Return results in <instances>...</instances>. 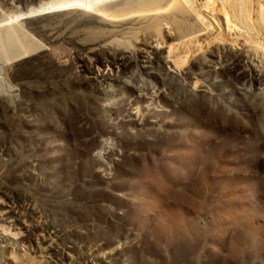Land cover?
Wrapping results in <instances>:
<instances>
[{
  "label": "rangeland",
  "instance_id": "374dc122",
  "mask_svg": "<svg viewBox=\"0 0 264 264\" xmlns=\"http://www.w3.org/2000/svg\"><path fill=\"white\" fill-rule=\"evenodd\" d=\"M0 264H264V0H0Z\"/></svg>",
  "mask_w": 264,
  "mask_h": 264
},
{
  "label": "bare ground",
  "instance_id": "6f19581e",
  "mask_svg": "<svg viewBox=\"0 0 264 264\" xmlns=\"http://www.w3.org/2000/svg\"><path fill=\"white\" fill-rule=\"evenodd\" d=\"M145 2H146V1H145ZM154 2L156 3V2H158V1H153V2H151V3H149V4L151 5V4L154 3ZM145 4H146V3H145ZM146 5H148V4H146ZM150 5H149V6H150ZM150 7H151V6H150ZM155 7H156V6H155ZM155 7H154L153 10H155ZM141 8H142V7H141ZM169 8H170V7H169ZM161 13H162V12H161ZM135 14H136V13H135ZM170 16H171V15H170ZM178 137H179V135H178Z\"/></svg>",
  "mask_w": 264,
  "mask_h": 264
}]
</instances>
